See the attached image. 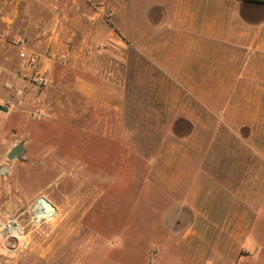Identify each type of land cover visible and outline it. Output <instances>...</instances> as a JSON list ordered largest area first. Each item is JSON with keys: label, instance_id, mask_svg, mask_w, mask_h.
<instances>
[{"label": "crops", "instance_id": "crops-1", "mask_svg": "<svg viewBox=\"0 0 264 264\" xmlns=\"http://www.w3.org/2000/svg\"><path fill=\"white\" fill-rule=\"evenodd\" d=\"M23 1L0 0V161L26 122L29 132L36 118L52 117L49 86L73 74L69 65L78 72L62 100L74 95L112 113L124 104L116 67L129 74L139 58L142 107L156 106V127L177 130L179 141L155 170L171 200L166 207L197 214L209 201L201 200L203 182L218 171L226 194L212 208L222 221L206 222L214 231H194L192 222L165 249L101 250L97 264H264V0H30L44 2L51 18L41 30L37 19L15 28ZM17 40L37 56L48 88L27 83ZM200 164L207 168L197 170Z\"/></svg>", "mask_w": 264, "mask_h": 264}, {"label": "rangeland", "instance_id": "rangeland-1", "mask_svg": "<svg viewBox=\"0 0 264 264\" xmlns=\"http://www.w3.org/2000/svg\"><path fill=\"white\" fill-rule=\"evenodd\" d=\"M45 8L44 2L23 1L15 28L28 27L30 20L37 19L39 30L45 29L51 19ZM5 41L12 44L7 36ZM24 45L28 46L27 38ZM90 51L86 56L92 60ZM139 61L129 74L124 65L116 67L124 104L112 113L74 95L65 96L67 103H63L59 92L72 88V77L78 72L73 61L68 67L73 74L49 86L54 92L49 109L52 117L46 121L36 118L39 125L29 132L31 123L26 122L13 138L14 143L23 144L22 159L7 160L6 148L1 153L0 168L7 166L9 171L0 175V204L24 219L29 243L16 257L0 254V264H97L101 250L138 255L143 250L165 249L171 244L170 235L182 234L192 222L197 223L194 231H203L204 226L214 231L215 224L222 221V211L212 208L226 194L220 185L225 178L218 171L203 182L201 200L209 201L197 214L166 207L171 200L159 189L155 170L166 149L179 143L174 134L177 130L156 127V106L143 109L147 82L139 79ZM26 78L37 90L48 88L49 82L40 87L30 81V75ZM86 82L94 83L91 76H86ZM22 116L30 119L27 110ZM184 167L178 162L177 168ZM206 168L200 164L197 170ZM39 198L49 201L56 211L47 221L34 224L32 208ZM208 220L215 224L205 225Z\"/></svg>", "mask_w": 264, "mask_h": 264}, {"label": "built area", "instance_id": "built-area-1", "mask_svg": "<svg viewBox=\"0 0 264 264\" xmlns=\"http://www.w3.org/2000/svg\"><path fill=\"white\" fill-rule=\"evenodd\" d=\"M22 41L17 40L15 45L19 47L18 59L21 67L30 73V81L40 87L47 85L48 81L44 73L38 72V58L24 48H21ZM40 211L41 208L39 209ZM32 220L34 224L47 221L38 219L35 210L32 209ZM29 243V233L24 219L16 212L8 210L0 204V254L6 257H16L23 253Z\"/></svg>", "mask_w": 264, "mask_h": 264}, {"label": "water", "instance_id": "water-1", "mask_svg": "<svg viewBox=\"0 0 264 264\" xmlns=\"http://www.w3.org/2000/svg\"><path fill=\"white\" fill-rule=\"evenodd\" d=\"M24 153V147L22 143H18L13 146L9 152L6 154V159L9 161L21 160ZM9 171L7 166H3L0 168V175H4ZM41 210L45 214H50L51 212H55V207L46 199L39 198L37 200Z\"/></svg>", "mask_w": 264, "mask_h": 264}, {"label": "bare ground", "instance_id": "bare-ground-1", "mask_svg": "<svg viewBox=\"0 0 264 264\" xmlns=\"http://www.w3.org/2000/svg\"><path fill=\"white\" fill-rule=\"evenodd\" d=\"M32 209L35 210V215H36V217H37L38 219L48 218V217H50V216L53 214V212H51L50 214H45V213H43L42 211H40V210H39V209H40V206H39V204L37 203V201H36V203L34 204V206H33Z\"/></svg>", "mask_w": 264, "mask_h": 264}]
</instances>
